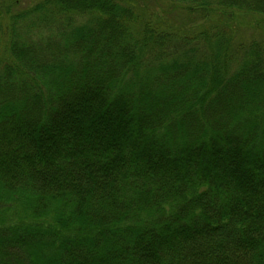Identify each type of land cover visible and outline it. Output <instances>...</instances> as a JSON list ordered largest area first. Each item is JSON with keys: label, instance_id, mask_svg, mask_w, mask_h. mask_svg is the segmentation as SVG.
<instances>
[{"label": "trees", "instance_id": "trees-1", "mask_svg": "<svg viewBox=\"0 0 264 264\" xmlns=\"http://www.w3.org/2000/svg\"><path fill=\"white\" fill-rule=\"evenodd\" d=\"M0 264H264V0H0Z\"/></svg>", "mask_w": 264, "mask_h": 264}, {"label": "rangeland", "instance_id": "rangeland-1", "mask_svg": "<svg viewBox=\"0 0 264 264\" xmlns=\"http://www.w3.org/2000/svg\"><path fill=\"white\" fill-rule=\"evenodd\" d=\"M31 1H33V0H27V2H31Z\"/></svg>", "mask_w": 264, "mask_h": 264}]
</instances>
